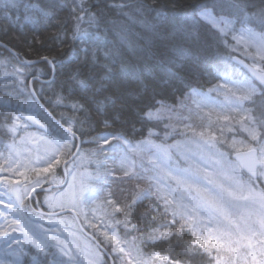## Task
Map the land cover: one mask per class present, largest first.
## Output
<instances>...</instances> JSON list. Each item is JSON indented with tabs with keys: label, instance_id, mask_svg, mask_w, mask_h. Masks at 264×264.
Here are the masks:
<instances>
[{
	"label": "trees",
	"instance_id": "16d2710c",
	"mask_svg": "<svg viewBox=\"0 0 264 264\" xmlns=\"http://www.w3.org/2000/svg\"><path fill=\"white\" fill-rule=\"evenodd\" d=\"M41 2L43 3L44 0ZM79 2L80 0H59L63 8L58 11V15L54 18H46L40 13L29 12L23 7L29 3V0H0V173L6 177L8 175L6 172L10 169L7 161L12 157L11 146L14 145L15 140L4 124L5 117L23 116L30 113L33 114L32 117H37L38 121L48 130L56 128L55 123L52 122L53 119L65 127L69 126L67 121L71 120L77 138L74 137L68 141L65 138L67 133L61 131L63 133L61 139L68 147L67 153L62 154L65 155L64 161L69 156L72 157L74 151L76 152L80 140L79 155L90 156L91 160L90 165L84 168L94 167L95 162L108 168L106 161L99 157L103 149L101 145L106 144L104 143L105 137L109 139L107 144L110 148L114 146L121 150L120 146L124 141L135 146L139 153L135 156L140 167L136 169L137 174L129 177L122 172L114 173L115 175L108 173L105 179L108 184L98 183L104 190H108V193L101 192L107 201L112 200L123 207L136 194L137 185L140 189L153 185L151 178L157 173V167L153 161L148 159V152L152 149L147 145L157 143L169 148L175 142H185L190 139L191 135L184 131L183 125L195 124L197 116H200L195 106L189 102H195L192 97L194 90L212 94L217 87H221L222 83L236 82L240 95L250 87L256 88L259 93L263 91L262 88L243 77L246 73L234 63L233 57H240L250 64L258 61L263 69L264 62L258 60L259 57L251 48L234 40V35L240 29L227 35H221L210 23L201 22L200 40L196 43H193L186 32L179 31V27L191 17L194 8L201 0H84V6L88 10L103 18L98 33L104 41L101 47L117 50L121 54L120 58L135 69L134 74L122 72L120 62L117 60L109 65V71L103 66L106 61L103 60L99 51L96 53L100 57L99 63L95 66L90 63L92 51L95 48L91 40L82 43L80 39L73 38L75 20L71 9ZM250 3L257 8L264 6V0H250ZM14 4L18 7H13ZM137 9L140 11L138 12ZM158 14H162L164 19L160 20ZM81 15L84 19L80 27L88 28L89 33L96 32V28L88 27L87 15L83 13ZM26 16L29 18L26 19ZM249 27L251 31L257 32L264 39V28L255 25ZM174 30V38H169L167 34ZM82 49H88L87 60ZM11 52H15L16 55ZM20 57L26 62L37 60L42 62L28 65L21 63L20 60H23ZM45 57L48 59L45 60ZM224 68L228 69L227 73L222 71ZM17 69L22 75L20 79L15 75ZM168 69L176 72L177 78H170ZM76 70L80 71L82 78H89L94 85L98 86L99 82L103 81L105 87L100 91L82 92L70 79ZM4 72H6L5 75ZM3 76H10V78L5 80L2 79ZM58 95L85 98L88 108L87 118L90 124L85 123L82 131L78 130L80 128L78 121L85 119V114L83 112L73 113L67 106V101L64 104H58L56 102ZM209 97L212 99L211 96ZM149 108H152L154 113V118L151 120L144 117L145 111ZM238 108L240 111L236 114L249 115L246 111L249 108L248 104L241 102ZM156 109H159L158 113ZM167 109L174 110L172 115H175L174 118L179 122L163 116ZM106 119L109 121V126L104 124ZM180 119L183 120L180 121ZM245 121V123L236 122L238 127H235L243 139L250 138L245 130L249 127V122ZM263 135L264 132H261V137H264ZM168 136L176 139L175 142H169ZM227 138L231 140V134L226 137V140ZM141 143L142 146H140ZM231 143H223L218 146V149L222 150L220 153L231 166V174L234 175L232 176L249 180L232 161V157L229 158L228 147H231ZM86 151L93 153L94 156ZM117 153L120 154L121 151H115L111 157H108L113 165L112 171L120 170L115 163ZM175 159H177L176 156ZM74 161L76 160L67 165L69 177L72 175L71 164ZM30 169H35V167ZM63 172L62 165L54 173L55 176L40 174L39 177L31 171L26 181L31 189L34 188L31 179L28 178L31 176H33L32 179L38 177L42 185L58 184L56 181L64 177ZM90 179L93 181L96 177L91 176ZM248 184L250 187L259 185L264 191V181H256V184L250 181ZM152 190L155 191L153 187ZM52 195L48 192H39L30 200L22 198V210L25 215H29V219L17 213L13 206L2 204V209L0 207L3 210L0 213L1 216L3 214L0 220V264H53L51 255L46 259L43 255L38 256L37 250L28 243L25 236L20 234V232L24 234V231L18 230L22 229V226H15V223L20 220L23 221L27 231L33 233L35 230L44 241L47 239L40 233V230L46 232L54 221L65 216H70L68 222L73 219L74 228L81 232L75 217L69 213L50 217L38 213L39 208L52 213L59 211L49 209L50 203L55 200ZM0 197L4 199L3 201L8 199L2 193ZM168 201L171 204H168V212L164 213L163 202L156 196L138 200L136 210L127 221V226L124 213H118L122 214L119 217L121 220L112 222L117 231L116 240H108L103 234H96L94 228L89 231L83 219L78 215L84 229L97 239L99 246L106 252L104 253L98 247L99 260L92 264H126L122 262L119 251L120 248L126 249L128 244L133 243L142 249L148 261L152 255L155 256L149 264H175L177 261L179 264H248L246 250L235 256V259L231 256L215 257L211 248H203L199 244L191 243L196 240L192 227L182 220L176 204L169 199ZM108 206L109 214L114 216L113 205L108 203ZM153 206H158L159 211H154ZM173 212L176 214L177 224L170 225L167 230L175 231L178 225L183 224L182 236L172 237L170 240L147 239L153 228L172 220ZM14 230L15 232H12ZM160 231H165V229L161 228ZM4 232L8 235H4ZM237 233L240 236L243 230ZM256 239L258 241L254 239V248L257 247L264 251V243H262L264 240H261L264 237ZM1 246L5 247L2 249ZM21 250L29 252L30 256L22 257ZM49 251L55 252L57 257L66 264H74L73 255L60 257L55 247ZM126 252L130 251L126 249ZM161 257H168V260L161 259ZM260 260L264 262V257H260ZM136 262L144 264L138 259Z\"/></svg>",
	"mask_w": 264,
	"mask_h": 264
},
{
	"label": "rangeland",
	"instance_id": "374dc122",
	"mask_svg": "<svg viewBox=\"0 0 264 264\" xmlns=\"http://www.w3.org/2000/svg\"><path fill=\"white\" fill-rule=\"evenodd\" d=\"M237 33L234 35V40L242 42L247 47L251 48L254 54L259 57L258 60L264 62L263 36L253 31H251L250 34L248 31H242V29ZM252 63L257 68L262 69L258 61H253ZM19 72L20 71L17 69L15 73L18 79L22 77ZM3 74L5 75L6 72ZM4 77L5 76H3L2 79L8 80L10 78V76ZM248 84L250 86L249 82ZM223 88H225V90ZM223 88V92L216 88V100H219L220 95L223 96L225 100L224 103L222 102L223 99L220 100L221 106H213L205 99H196V103L189 101L191 104L200 107L194 108L197 110V113L202 111L203 116H197V122L193 125L189 123H187L186 126L183 125L184 131L194 134V138L189 139L187 142L179 143L178 153L176 154L177 159H171L173 154L167 147L157 143L153 145L144 143V145L152 149L148 152V159L153 161V164L157 167V173L151 178L153 180L152 187L155 190L156 197L167 196L169 200L176 204V208H178L181 213L179 215L183 218L182 220L192 227L193 235L196 237L195 239L204 240L206 248H211L215 257L221 255L223 258H225V256H231L235 259V256H238L242 251L246 250L248 252V264H264V262L260 260V257H264V251L257 247L254 248V240L252 239L254 234L260 231L259 228L257 229L258 225L255 224V221L261 215L262 211H264L261 208L260 200V195L264 193V191L259 185L250 187L248 184L250 181L248 180L233 177L234 175L231 174V166L226 162L225 157L221 155L220 151L222 150L218 149V146L223 143L227 144L232 142L231 147L228 148L242 151L250 149L249 147L251 146H248V144L256 142V149L259 151L260 147H264V144L252 141L251 138L243 139L240 134L237 133L235 127H238L236 126L238 123L236 122L245 123V116H241L242 114L230 116V114L237 113L236 100L241 95L235 93V91L231 89V84L225 85ZM172 112H174V110L167 109L163 113V116H166L169 120L179 122L178 119L174 118L175 115H172ZM18 117H20V120L17 122L16 130L15 132H11V136L15 138V140L14 145L11 146L12 157L7 161V166L10 170L6 172L8 174L7 177L0 173V194L2 193L8 198L6 201H3L4 199L0 197V207L2 209V204L5 206H13L16 208L15 211L17 213L25 215L22 210V198L29 199L31 190V187L29 188L30 184L26 181L27 176L31 174V171L33 174H38L39 177L40 174L55 176L54 173L64 163L63 159L65 155L62 154L65 152L67 153L68 147L64 145L63 141L54 139L50 134L45 136L47 134V129L36 118L29 114L24 116L19 115ZM29 117H31V119H29ZM225 117H227V119H225ZM182 120L183 119H180V121ZM200 133H204V135L201 136ZM230 134L232 139L229 140L227 138L226 140V137ZM213 136L215 139H212ZM263 139L262 137V140ZM78 143L77 146L80 149L77 150L79 151L81 150V140ZM123 143L124 142L121 143V146L119 145L122 147L121 150H119V147L117 148L114 146L110 148L108 144L101 145L103 149L99 157L106 161L108 168H104L97 162L94 163V167L90 166V168H84V166L90 165V156L83 157L79 155L80 151L77 152L73 158V160L76 161L71 164L73 168L72 175L70 177L67 176V182L64 188L53 189L50 192L53 194L52 196L55 197V200L50 203L49 209L73 210L83 219L84 225L89 231L94 228L98 235L108 233L109 236L116 237L117 231L112 225V222H116L122 214H118L120 212H115L114 216L109 214L107 200L101 193L102 191L108 193V190H104L98 183L108 184L105 181L108 173L109 175H115L119 172L124 174L125 171H130L133 174H137L136 169L140 167L135 156L139 153H137L134 145ZM140 146H142V143ZM153 147L159 148L168 157L159 153ZM115 151H121L120 154L117 153L115 156V163L119 166L121 171H116V169L112 171L113 165L108 159ZM86 152L94 156L93 153ZM56 161L59 162L57 163ZM217 161H219V163H217ZM76 162H78L77 165H75ZM166 162L170 164L169 169L166 167ZM31 167H35V169H30ZM76 167L78 169H76ZM44 169H48V171H43ZM184 170H187L188 174L196 173L200 170L201 175L203 174V170H206L217 176L226 186L231 184L236 196L229 210L231 222L225 220L218 214L214 215L211 212L202 210L198 206V201L190 199L188 194L184 192L183 189L178 188L175 182L168 176L169 172L173 175H177ZM21 173H23V175H21ZM91 176L96 177V179L92 181L90 179ZM32 177L33 176L28 178L31 179V183H33V187H35V185H37L36 182L39 180L38 177L35 179H32ZM9 181H11V183H9ZM63 181L64 178L60 177V180L56 181L58 184L54 185H60ZM259 181H264V177H260ZM254 184H256L255 180ZM39 185L42 184L39 183ZM200 186L205 187V184L201 183ZM245 197H247V199H245ZM168 204L171 203L169 202ZM1 209L0 213L3 211ZM2 216L0 215V220ZM25 216L29 219V215ZM68 218H70V216L58 218L46 232L40 230V233L45 235V238L54 245L53 247L58 251L60 257H69V255H73L75 257L74 264H92L98 261L100 251L97 248L99 247L102 251L105 250L99 246V242H97V244L87 235L74 228L73 219L68 222ZM36 220L39 221V219ZM17 225L22 226L24 232H27L33 239L44 241L35 230L33 233L32 231H27L23 221L20 220L15 223V226ZM254 225H256V227H254ZM246 228L253 229L251 234L249 232L239 236L237 231L240 232L242 229ZM12 232H15V230ZM20 234L24 236L22 232H20ZM53 237L56 239L53 240ZM213 240H215V244L212 243ZM249 243H251V246H249ZM6 244H8V242ZM1 247L3 249L5 246ZM61 247L68 253L67 256L60 252ZM133 248L137 249L135 250ZM122 249L123 251H119L120 257L122 262L126 264H138L136 259L141 260L144 264L145 262L149 264L155 257L152 255L151 259L148 261L142 249L134 243L128 244L126 248L130 252H126L124 247H122Z\"/></svg>",
	"mask_w": 264,
	"mask_h": 264
},
{
	"label": "snow or ice",
	"instance_id": "6c2138e0",
	"mask_svg": "<svg viewBox=\"0 0 264 264\" xmlns=\"http://www.w3.org/2000/svg\"><path fill=\"white\" fill-rule=\"evenodd\" d=\"M7 7V5H6ZM13 7H18V5H13ZM25 9L29 12L40 13L41 16L46 18H54L58 15V11L63 8V5L59 3V0H44L42 3L41 0H29L28 4L23 5ZM139 12L140 9H137ZM72 15L75 20L73 38L80 39L82 43H86L91 40L95 44V48L92 51V56L90 63L92 65H96L99 63L100 57L97 56V51L101 53V56L106 63L103 65L105 68L109 69V65L113 62L119 60L121 71L134 74L135 69L131 64H128L124 60H122L121 54L114 49L101 47L104 44L103 38L98 34L99 33V25L103 23V18L99 16L97 13H92L84 6V0H80L78 4L74 8L71 9ZM87 15L88 27L96 28L97 31L94 33H89L88 28H81L80 23L83 22L84 17L81 15ZM160 20H163L162 14H158ZM29 18L28 16L25 17ZM156 19V18H154ZM159 22V21H158ZM201 22H209L213 25V27L217 30L218 34L227 35L232 31H236L238 29H242L248 31L251 34L250 25H255L260 28H264V6L257 8L255 5L250 3V0H201L200 3L196 5L193 10L191 17L187 18L186 22L179 27V31L186 32L189 38L196 43L200 40L199 26ZM169 38H174L175 30L169 32L167 34ZM87 38V39H85ZM85 52V59L87 60V52L88 49H82ZM45 60L48 58L45 57ZM49 63H52L49 61ZM54 67V65H53ZM225 73H227L228 69H222ZM168 75L170 78H177V73L173 72L171 69H168ZM70 79L78 86L79 90L82 92H91L93 90L100 91L105 87L103 81L99 82V85H94L91 80L87 77L82 78V74L79 70H76L71 75ZM67 101V106L71 108L73 113L83 112L85 114V119L79 120L78 123L80 128L78 130H83V125L85 123L90 124V120L87 118L88 108L87 101L83 96L76 98L73 96H64L58 95L56 102L58 104H64ZM241 102L249 105V108L246 111L249 113L245 120H247L250 124L247 131L252 141H257L259 143L264 144V140H262L261 132H264V91L257 92L256 88H248L241 96H239L237 100V104L240 105ZM157 103H160L157 101ZM159 112V109H156V113ZM144 117L146 119H153L154 113L153 109L149 108L145 111ZM158 118V117H157ZM31 119V117H29ZM227 119V117H225ZM20 120V117H5L4 124L7 127V130L10 132H15L17 127V122ZM67 135L66 140L70 141L76 136V132L73 131V122L71 120L67 121ZM105 126H109V121L106 119L104 121ZM201 136L204 133H200ZM116 138V137H113ZM123 139V138H118ZM212 139H215L213 136ZM109 139L107 137L104 138V143H108ZM127 143V141H124ZM257 149H251V153H256ZM223 155V154H221ZM57 163L59 161H56ZM219 163V161H217ZM259 165V172L256 170V165ZM248 168V171L252 173L253 176L256 177H264V147H260L259 156L253 155L252 162L250 164L245 165ZM43 171H48V169H44ZM23 175V173H21ZM125 176H132L133 173L130 171H125ZM168 176L175 182L178 188H181L186 192L190 199H194L198 201V206L205 210L206 212H211L212 214L220 215L225 220L231 222L230 212L229 210L232 207V202L236 198L235 193L232 189L231 184L225 185L224 182H221L217 176L213 175V173L207 172L203 170V174L201 175L200 170L196 173L188 174L187 170L180 172L177 175H173L171 172L168 173ZM11 183V181H9ZM39 181L36 182L37 186H39ZM201 183L205 184V187H201ZM35 191V188L32 189ZM158 191V190H157ZM156 196V193L153 192L152 187L146 189H140L139 185H137V192L134 194L128 203L124 204L121 207L119 204H116L114 201L109 200L107 203L113 205V209L115 212H123L124 213V221L126 222L131 217L132 213L136 210V204L138 200L147 199L149 197ZM160 201L163 202L164 213L168 212V197H157ZM247 199V197H245ZM261 200V208L264 210V193L260 195ZM154 211H159L158 206H153ZM175 212L172 213V220L169 223L162 224L159 227L153 228L152 233L147 236L149 240H170L172 237L180 238L183 234L184 225L180 224L177 226L175 231L167 230L170 225H176L177 221L175 220ZM255 224L259 226L260 235L264 236V211H262L261 215L255 221ZM135 227V225H133ZM238 227V226H237ZM163 228L165 231H160ZM20 231H24L23 229H18ZM249 231H253V229L249 228ZM4 235H8L7 232L3 233ZM108 240H116L115 236H109L108 233H104ZM24 236L26 237L28 243L32 245L37 250V255H43L45 259L47 256L51 255L53 257V264H66L65 261L59 259L55 252H50L49 250L53 247V245L47 240L41 242L38 239H33L28 235L27 232H24ZM53 240L56 238L53 237ZM19 243V241H17ZM118 243V241H117ZM191 243L199 244L201 247L206 248V244L204 240L197 239L193 240ZM215 244V240L212 241ZM264 243V242H262ZM251 246V243H249ZM120 251H123L121 248ZM60 252L63 255L67 256L68 253L65 251L63 247L60 248ZM22 257H29L30 253L21 250ZM31 259H35V257H31ZM161 259L168 260V257H161ZM148 264V262H145ZM175 264H179V262H175Z\"/></svg>",
	"mask_w": 264,
	"mask_h": 264
},
{
	"label": "water",
	"instance_id": "95a60500",
	"mask_svg": "<svg viewBox=\"0 0 264 264\" xmlns=\"http://www.w3.org/2000/svg\"><path fill=\"white\" fill-rule=\"evenodd\" d=\"M12 54L16 55L15 52H11ZM17 57V56H16ZM22 58V57H20ZM23 61L20 60L21 63H27L28 65H36L40 62H42L41 60H37V61H29V62H26L24 58H22ZM237 62L239 64H241L243 67H245L248 72L253 76V78L264 88V73H261L259 71H257L256 69H253L251 68L249 65H247L244 61H242L241 59H238L236 58ZM25 61V62H24ZM44 111L48 114V112L44 109ZM54 122L57 123V121H55L53 119ZM61 126V125H60ZM61 128L63 130H66V127L64 126H61ZM79 149V147L77 148ZM77 153V150L75 152V154L69 159L67 160L66 162H64L62 164V169L64 171V182L60 185H53V186H48V187H44V188H38V189H35V191L32 192V196L35 195V194H38L39 192H49L53 189H57V188H62L65 186L66 182H67V173H66V166L68 165V163H70V161H72V159L74 158V156L76 155ZM253 155L257 156V152L256 153H251V151H247V152H241V153H238L234 156V159L235 161L240 165V167L251 177L255 178L256 176H253L251 172L248 171V168L245 166L247 164H250L252 162V157ZM259 168V165L257 164L256 165V170H258ZM44 213V212H42ZM64 213H71L72 215H74L75 219L77 220L78 222V225L80 227V229L88 234L82 227L81 223L79 222V219H78V216L77 214L74 212V211H71V210H64V211H59L57 213H44V214H48V215H62ZM90 236V235H88ZM93 240H95L92 236H90ZM112 263V262H111Z\"/></svg>",
	"mask_w": 264,
	"mask_h": 264
},
{
	"label": "bare ground",
	"instance_id": "6f19581e",
	"mask_svg": "<svg viewBox=\"0 0 264 264\" xmlns=\"http://www.w3.org/2000/svg\"><path fill=\"white\" fill-rule=\"evenodd\" d=\"M257 33V32H256ZM258 34V33H257Z\"/></svg>",
	"mask_w": 264,
	"mask_h": 264
}]
</instances>
